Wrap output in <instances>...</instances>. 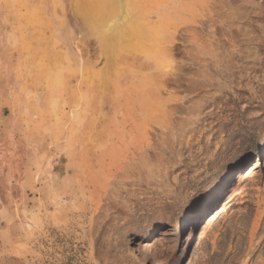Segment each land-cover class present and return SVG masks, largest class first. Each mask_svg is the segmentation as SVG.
Wrapping results in <instances>:
<instances>
[{"label": "rangeland", "instance_id": "obj_1", "mask_svg": "<svg viewBox=\"0 0 264 264\" xmlns=\"http://www.w3.org/2000/svg\"><path fill=\"white\" fill-rule=\"evenodd\" d=\"M78 1L0 0V264H264V0Z\"/></svg>", "mask_w": 264, "mask_h": 264}, {"label": "bare ground", "instance_id": "obj_2", "mask_svg": "<svg viewBox=\"0 0 264 264\" xmlns=\"http://www.w3.org/2000/svg\"><path fill=\"white\" fill-rule=\"evenodd\" d=\"M80 2H81V0H79ZM78 1V2H79ZM84 1V0H83ZM87 0H85L84 1V3H86L87 4V2H86ZM93 0H91L90 2H92ZM105 1V0H104ZM104 1H102V0H99V4L100 3H102V4H100L101 6L100 7H104V9H106L105 8V6H103V5H105L106 3V1L104 2ZM81 3H83V2H81ZM81 3H78V5L79 4H81ZM105 3V4H104ZM113 3V1L110 3L109 2V4H106L107 6L109 5V6H111V4ZM86 4H85V6L84 7H86ZM113 5V4H112ZM81 6H83V4L81 5ZM81 6H79V7H81ZM106 6V7H107ZM111 7H114V5L113 6H111ZM132 8V7H131ZM88 9V8H87ZM114 9V8H113ZM133 9V8H132ZM101 10V9H100ZM107 11H108V8L106 9ZM79 11H81V10H79ZM87 11H89V9L87 10ZM91 11V10H90ZM104 11V10H103ZM132 11V10H131ZM134 11V10H133ZM102 12V11H101ZM105 12V11H104ZM104 12H103V15H104ZM80 13V12H79ZM107 13V12H106ZM108 14V13H107ZM102 15V14H101ZM101 15L99 16V18L101 17ZM85 16H87V15H85ZM92 17V16H91ZM113 17H116L114 14H113ZM128 17V16H127ZM126 17V19H128V18H130V17H128L127 18ZM90 19V18H89ZM104 20H106V19H104ZM123 20H125V19H123ZM97 21V20H96ZM92 23H93V20L91 21ZM98 22V21H97ZM122 22H126V21H122ZM128 22V21H127ZM128 24V23H127ZM95 25V24H94ZM129 25V24H128ZM130 28H131V26H129ZM124 29L126 30L127 28H125L124 27ZM123 30V29H122ZM125 30H123L124 32H125ZM122 35H124V34H121L120 36H122ZM119 36V37H120ZM122 37H124V39H125V35L124 36H122ZM110 40V39H109ZM111 41H112V39H111ZM110 41V42H111ZM122 41V40H121ZM125 41V40H124ZM260 150H261V152L264 154V138H263V140H262V142H261V144H260ZM258 156V155H257ZM256 159V162H258L259 161V158L258 157H256L255 158ZM242 164H243V162H239V163H237V164H235L232 168H230L227 172H226V174H225V176L222 178V180L221 181H219L216 185H214L213 187H211L205 194H204V197L202 198V200H201V202L198 204V205H196L195 207H193L192 209H190L188 212H186L185 214H184V216H183V218H182V223L185 225V224H187L188 222H190L192 219H196L197 221L193 224V231L195 232V233H197L198 231V226H199V220H198V217L199 216H201V215H204V214H206V212L209 210V208L212 206L211 204H212V202L215 200V198L216 197H219V196H221L222 195V193H223V188H224V184L225 183H227V182H229V181H233V179H234V177H235V175L237 174V173H239L240 171H241V168H242ZM225 189V188H224Z\"/></svg>", "mask_w": 264, "mask_h": 264}]
</instances>
